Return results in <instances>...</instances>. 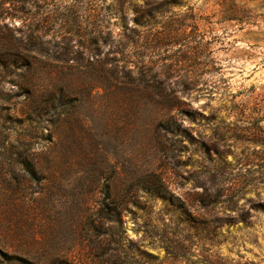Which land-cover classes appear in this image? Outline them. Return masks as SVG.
I'll list each match as a JSON object with an SVG mask.
<instances>
[{
    "label": "rangeland",
    "instance_id": "rangeland-1",
    "mask_svg": "<svg viewBox=\"0 0 264 264\" xmlns=\"http://www.w3.org/2000/svg\"><path fill=\"white\" fill-rule=\"evenodd\" d=\"M120 8L0 0V264H264V0Z\"/></svg>",
    "mask_w": 264,
    "mask_h": 264
},
{
    "label": "trees",
    "instance_id": "trees-1",
    "mask_svg": "<svg viewBox=\"0 0 264 264\" xmlns=\"http://www.w3.org/2000/svg\"><path fill=\"white\" fill-rule=\"evenodd\" d=\"M131 0H119L120 4H121V8H120V12L121 14L123 13V11L125 10L124 6L128 3H130ZM144 17L149 18L150 20H154V14L151 12H146L144 15ZM143 16L139 19H136V23L137 24H141L142 23V18ZM144 23V22H143ZM145 24V23H144ZM168 29H164L163 32H161L160 35H162V37L166 38V39H170V38H174L175 36H178V32L173 29V27H167ZM64 264H68V263H64ZM71 264V263H70Z\"/></svg>",
    "mask_w": 264,
    "mask_h": 264
}]
</instances>
